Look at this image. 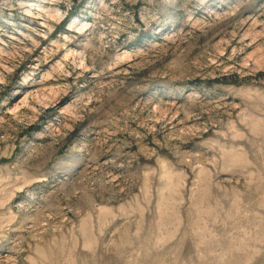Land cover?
Listing matches in <instances>:
<instances>
[{
  "label": "rangeland",
  "instance_id": "rangeland-1",
  "mask_svg": "<svg viewBox=\"0 0 264 264\" xmlns=\"http://www.w3.org/2000/svg\"><path fill=\"white\" fill-rule=\"evenodd\" d=\"M0 264H264V0H0Z\"/></svg>",
  "mask_w": 264,
  "mask_h": 264
}]
</instances>
